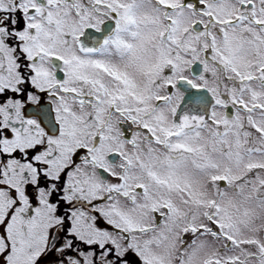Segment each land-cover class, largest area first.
<instances>
[{"label":"snow or ice","instance_id":"6c2138e0","mask_svg":"<svg viewBox=\"0 0 264 264\" xmlns=\"http://www.w3.org/2000/svg\"><path fill=\"white\" fill-rule=\"evenodd\" d=\"M0 264H264V0H0Z\"/></svg>","mask_w":264,"mask_h":264},{"label":"flooded vegetation","instance_id":"af4514ba","mask_svg":"<svg viewBox=\"0 0 264 264\" xmlns=\"http://www.w3.org/2000/svg\"><path fill=\"white\" fill-rule=\"evenodd\" d=\"M44 103H45V104L47 103V99H46V97L44 98ZM30 110H31V108L27 109L26 111H30Z\"/></svg>","mask_w":264,"mask_h":264}]
</instances>
